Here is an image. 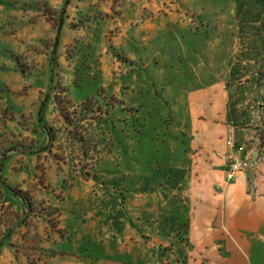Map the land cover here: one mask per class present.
Masks as SVG:
<instances>
[{
	"label": "rangeland",
	"instance_id": "rangeland-1",
	"mask_svg": "<svg viewBox=\"0 0 264 264\" xmlns=\"http://www.w3.org/2000/svg\"><path fill=\"white\" fill-rule=\"evenodd\" d=\"M27 2L25 12L0 8V119L5 107L15 118L0 132L47 146L39 114L54 139L50 151L15 154L6 165L28 214L10 220L20 209L11 195L0 206L14 224L0 264H181L167 200L173 177L199 159L186 141L192 120L206 128L205 166L222 159L212 141L223 143L222 104L196 109L189 91L222 75L232 126L252 133L238 141L249 169L262 157L264 0ZM249 255L264 264V251Z\"/></svg>",
	"mask_w": 264,
	"mask_h": 264
},
{
	"label": "crops",
	"instance_id": "crops-1",
	"mask_svg": "<svg viewBox=\"0 0 264 264\" xmlns=\"http://www.w3.org/2000/svg\"><path fill=\"white\" fill-rule=\"evenodd\" d=\"M4 7L10 11L24 8L25 12L28 11L29 3L27 0H0V8ZM219 76L217 82L189 91V101L196 109L204 108V103L209 100H217L222 104L220 123L223 126L218 135L223 143L212 141L214 151L222 159L216 160V167L205 166V160L201 161L200 155L206 157L207 152L213 156L205 146L210 147L205 137L206 128L200 124L195 126V120H192V131L186 141H189L191 152L198 153L199 159L195 162L192 156L188 167L184 169L185 174L173 177L171 199L167 200L172 203L169 216L177 220L169 227L176 231L178 237L182 236L178 241L184 252L181 264H213L212 259L221 264H252L249 253L253 250L264 251V139L262 157L253 163L254 167L237 172L234 180L227 182L226 159L233 156L242 158L244 153L227 148L226 140L232 139L240 145L238 141L242 138L250 140L252 133L232 126L223 76ZM239 228L248 230V239H240L244 234ZM207 236L213 237L210 240H215L217 246H209ZM216 251L221 254L220 258L215 256Z\"/></svg>",
	"mask_w": 264,
	"mask_h": 264
},
{
	"label": "trees",
	"instance_id": "trees-1",
	"mask_svg": "<svg viewBox=\"0 0 264 264\" xmlns=\"http://www.w3.org/2000/svg\"><path fill=\"white\" fill-rule=\"evenodd\" d=\"M87 99H85L86 102H88ZM10 109H12V108H10ZM62 109L63 108H61L60 112H61L63 119L67 122L68 121L70 122L69 114L67 113V111L64 112V110H62ZM7 110H8V107H5L3 109L2 114L4 116L2 117V119H0V123H1V125H3V127L5 125V122L8 121L7 120L8 116H11V118L13 120H15V118L12 117V115L10 113H8ZM36 122L39 125L40 124L43 125L41 127V128H43V130L40 133L41 134L45 133L46 140L49 141V143H48L49 145H47V146L43 145L42 143H43V141L45 142V140H43L41 137H39V143L42 144L40 147L36 148L33 146H28V145L27 146L21 145L20 143H17L15 141H13L12 139H10L9 137H7L5 132H0V163L2 160H4L2 168H1V175H0V206L4 205L5 199L9 195H11L12 197H15L18 200L19 206H20L19 212L14 211L10 215L11 216L10 220H12V217H13L15 219L16 223H19V220L21 219V215H23V214L27 215L28 214V212H27L28 204H27V202H25L24 193H22L21 190H17L16 188L11 187L6 182V179L4 177V172H5L6 165L8 163H10V160L13 158V156H15V154H20L21 156L26 155L27 159L31 160L32 158L38 157V155L41 152L50 151L49 148H50V145L53 143V139H54L53 133L50 132V130L48 128L47 129L45 128L44 124L42 123L43 122L42 116H40L39 114L37 115V121ZM33 131L35 133H37L36 129H34ZM37 140H36V142H37ZM11 152L13 155L9 154ZM21 158L22 157H20V159ZM20 164L21 165L18 167V169H19L18 171H24L26 166L24 165L22 160H21ZM2 218H3V216H1V214H0V230H1L0 231V249H1L4 241H6L9 238L7 235L11 231V228L14 225L13 223H10L9 220L2 221ZM24 222L25 221H23V223ZM1 241H3V242H1Z\"/></svg>",
	"mask_w": 264,
	"mask_h": 264
},
{
	"label": "built area",
	"instance_id": "built-area-1",
	"mask_svg": "<svg viewBox=\"0 0 264 264\" xmlns=\"http://www.w3.org/2000/svg\"><path fill=\"white\" fill-rule=\"evenodd\" d=\"M226 146L230 150H235L237 153H244V157L242 158H232L230 165L228 166L226 172V181L231 182L235 178V174L237 172H245L251 166V160L249 155L245 152V149L242 145H237L232 139H228L226 141ZM251 153V152H250Z\"/></svg>",
	"mask_w": 264,
	"mask_h": 264
},
{
	"label": "water",
	"instance_id": "water-1",
	"mask_svg": "<svg viewBox=\"0 0 264 264\" xmlns=\"http://www.w3.org/2000/svg\"><path fill=\"white\" fill-rule=\"evenodd\" d=\"M60 23H61V22H60ZM58 28H60V24H59V27H58ZM3 161H4V160H2L1 163H0V172H1L2 165H3Z\"/></svg>",
	"mask_w": 264,
	"mask_h": 264
}]
</instances>
